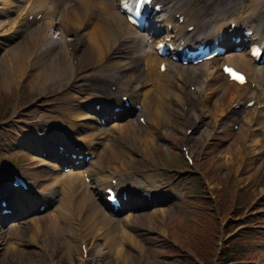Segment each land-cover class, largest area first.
Here are the masks:
<instances>
[{
	"label": "bare ground",
	"instance_id": "1",
	"mask_svg": "<svg viewBox=\"0 0 264 264\" xmlns=\"http://www.w3.org/2000/svg\"><path fill=\"white\" fill-rule=\"evenodd\" d=\"M28 1L34 5L28 12V16L34 15L32 22L28 23L27 16L21 28H15L16 30L2 38L0 43L6 44L7 41L14 39L15 35L24 33L23 31L29 35L25 47L22 42L13 46L9 73L2 85L9 88L16 82L18 76H23L26 81L33 77L32 88L41 91L50 87L59 89L61 94L64 86H68L75 91L62 94L63 97L58 100L60 102L71 100L76 102V106L70 108L61 104L51 110L53 115H39L34 122L35 130L40 132L38 138L25 140L24 134L19 133L8 141V147L16 150L13 151L14 154H23L32 162L34 157L29 148L36 146L39 153L46 152L48 158L58 163L55 168L48 164L41 166L35 164L24 170L21 175L18 172H11L9 175L0 172V201L3 200L14 212L11 215H3L4 208L0 205V246L5 240L1 226L9 220L18 218L22 214V208L26 213L33 212L37 202H42L38 204L37 209L45 205L46 211L55 201L57 206L53 208L50 221L44 227H40L34 221L30 223L29 231L33 233L29 243L38 241L39 237L42 238L44 235L52 233L58 235L60 231L65 230L70 237L66 243L68 250L75 248L74 237L71 235L73 232L89 237L98 233L100 229L105 234L112 235V241L115 237L119 241L118 229L124 228L122 227L125 225L124 222L127 224L141 218L165 216L166 209H157L141 215H134L131 212L144 210L156 202L166 201L164 191L157 193L160 188L156 184L159 173L154 169L147 170L145 161L156 147L154 136L161 135L162 127H166L172 121L174 106H177V110H181L182 107L183 111L180 114L182 117L185 115L186 107V113L188 115L191 113V105L185 101L183 94L186 93L185 85L189 82L196 83L198 78L202 82L195 89V93L201 92L203 97L218 95L211 86L221 81L223 85L218 89L219 92L222 90L221 97L228 100L227 102L239 97L245 99V102L257 98L259 101L248 110L257 113L255 127L242 128L238 135L243 139L238 137L237 142L245 143L244 140L248 136L255 137L256 129L264 137V110H258V107H264V66L258 68L253 59L248 58L247 53L242 56L247 59L244 60L243 68L226 62L246 75L248 83L240 86L229 82L221 71L218 72L217 64L214 66V63H211L205 69L189 66L176 69L169 60L160 58L154 50L158 43H164L166 39H170L171 43L176 45L181 41L198 45L194 43L221 40L222 43L231 46V38L239 36V28L242 26L247 31L253 30V35L250 39L243 38L241 43L246 46L250 43H260L264 46V0H153V6L162 5L163 8L160 13L151 17L152 24L143 34L127 23L122 24L120 13L114 12L116 8L118 9L119 0H80L68 11L60 10L64 0ZM11 7L9 5L6 10L0 12L7 19L6 27L0 23L2 34L13 29L7 12ZM41 13L43 17L35 22V16ZM55 15L60 17L56 23L53 22ZM180 17L183 18L182 23L179 22ZM44 21L47 23L40 25ZM231 23L235 24L233 31L230 28ZM54 24L60 28L59 34L55 37L52 31L50 32ZM226 24L229 25L228 28ZM169 25L171 30L168 29ZM189 26L195 27L192 32L187 33L185 30ZM149 46L151 50L148 49ZM111 56H115L117 61H110ZM162 62L167 68L164 77L159 71ZM140 63L149 67L145 77L128 76L127 73L138 68ZM80 69L84 71L85 78L81 77L80 81H76ZM96 73L98 76H95ZM140 78L142 82H139ZM99 80L102 82L100 86L93 82ZM147 80L152 83V90L143 94L141 90ZM251 83L254 84L253 89ZM111 87H115L114 92L111 91ZM120 93L123 94L119 96ZM122 96L128 97L133 113L140 114L139 117L143 116L142 114L147 117L146 126L139 125L140 131L137 134L130 129L129 123L118 124L112 128L113 132H106L100 122L104 119V124H107L114 116L119 120L129 112V110H123L122 113L114 112L115 108H122ZM139 103L141 107L137 110L135 106ZM93 104L100 105L99 111L90 108ZM187 118L189 119L188 116ZM81 119L93 121L94 124L91 126L89 123H78ZM245 123L252 125V121ZM84 128H90L94 132L80 138L65 137L68 133L78 134ZM229 133L232 134L228 131ZM193 134L187 138L188 142ZM102 140H107L103 147L108 154L104 164H99L96 147ZM129 140L136 145V152L142 153L144 160L140 164H137L128 152ZM253 140L254 138L250 139ZM260 142L259 139H255L252 143L257 148ZM56 145L64 146L65 151L62 154L54 151L53 147ZM76 147H84L82 155H95V159L89 163L85 160L79 161L78 167L87 165L83 172L68 170L59 174L63 168H69L65 166L75 167V160L70 156L78 154L75 152ZM67 154L68 157L65 156ZM189 155L193 159V156ZM38 162L40 161L33 163ZM14 175L27 182L28 192L9 185L14 180ZM86 178L90 181L88 184L85 182ZM112 180L116 181L115 187L111 183ZM207 184L211 185L210 179L207 180ZM109 188H113L117 195L126 194L127 200L122 201L121 205V210L127 208L131 210L126 219L121 218L122 216L118 218L109 215L111 208L104 194ZM210 188L213 189V185ZM151 189L153 194L149 201L146 195ZM142 190L146 191L144 195ZM20 226V223L14 224L8 232L14 238L15 245L23 247L25 237ZM137 242H133V247L143 253L144 245L141 246ZM20 253H22L20 248L10 246L4 253V258L7 260ZM128 257V255L124 257L126 263Z\"/></svg>",
	"mask_w": 264,
	"mask_h": 264
},
{
	"label": "rangeland",
	"instance_id": "2",
	"mask_svg": "<svg viewBox=\"0 0 264 264\" xmlns=\"http://www.w3.org/2000/svg\"><path fill=\"white\" fill-rule=\"evenodd\" d=\"M79 1L64 0L60 10L68 11ZM9 5L12 7L7 12L13 29L4 34L0 33V43L2 38L13 30L21 28L28 12L34 7L28 0H0V12L6 10ZM114 12L116 13V10ZM59 18V15H55L53 22H58ZM121 20L122 24L126 25L124 19ZM0 23L4 26L7 23V19L2 15ZM45 23L47 21L40 25ZM23 32L15 35V38L6 44H0V172L8 175L11 172H18L21 175L24 170L35 164L38 166L48 164L55 168V161L47 158L45 153H39L36 146H30L29 149L34 157L33 162H40L33 163L23 154H14L13 151L16 150L8 147L7 143L19 133L24 134L25 140L40 135L34 128V122L39 115H53L51 110L61 104L70 108L76 106V102L71 100L62 102L58 100L63 97L62 94L75 91L68 86H64L61 94L59 89L50 87L41 91L32 88L33 77L26 81L25 77L18 76L11 87H3L4 79L9 73L13 46L21 42L24 47L26 45L25 41L29 35ZM50 32L54 37L57 36L60 32L59 26L52 25ZM148 49L151 50V47ZM242 56L230 53L224 60L214 62L213 65L217 64L218 72L225 62L241 68L244 60H247ZM109 60L116 58L111 56ZM142 64L127 75L145 77L147 67L145 65V70ZM199 67L205 69L208 65ZM77 76L76 81H80L81 77L85 78L84 71L80 69ZM95 76H98V73ZM149 81L143 85L141 90L143 94L152 90V83ZM139 82H142V78ZM201 82L198 78L196 83L189 82L185 85L186 93L183 97L191 105V113L182 117L180 116L182 107L181 110H177V106H174L172 121L166 127H162L161 135L154 136L156 147L145 161L147 170L154 169L159 173L156 184L160 188L157 193L164 191L166 201L153 203L137 212L126 209L120 214L121 218L126 219L130 212L141 215L157 209H166L165 216L141 218L127 224L124 222L125 225L122 226L124 228L118 229L119 241L116 237L112 241V235L105 234L100 229L98 233L89 237L73 232L71 235L74 237L75 248L68 250L66 243L70 237L65 230L60 231L58 235L55 233L44 235L42 238L39 237L38 241L29 243L33 233L29 231L30 223L34 221L40 227H44L50 221L53 208L57 206L55 201L47 211L39 213L37 206L42 202H37L33 212L26 213L22 208V214L18 218L9 220L1 226L5 240L0 246V264H221V261L225 263L227 258H231L233 264H264V137L258 132L254 133L255 137H250L251 140L254 138L261 141L257 148L252 143L254 140L249 139L244 145L237 142L238 137L243 139L238 135L242 128L255 127L257 113L248 112V109L241 111L242 103L245 101L242 97L234 98L231 102L223 99L221 97L223 92L222 90L219 92L218 89L223 85L221 81L211 86L218 95L203 97L201 92L195 93L193 89H197ZM235 106H239L240 109L235 110ZM137 118L138 115L130 112L122 119H111L103 128L106 132H113L112 128L118 124L129 123L130 129L137 134L140 131ZM246 121H252V125L245 123ZM78 123H89L91 126L94 124L93 121L84 119ZM233 126H238V129H233ZM187 130L191 134L194 133L189 142L184 137ZM228 131L232 134H228ZM90 132L94 131L84 128L78 134L68 133L65 137L80 138ZM100 142L96 147V153L99 154V164H104L108 153L103 145L107 140ZM127 147L137 164L143 162L142 153L136 152L137 148L132 140L128 141ZM184 147L193 156L192 166L183 157ZM83 151L82 148L80 154ZM79 158H82V155H79ZM84 168L86 167L78 170ZM184 170L187 172L183 173ZM61 173L63 171L59 172ZM138 176L140 177V174ZM208 179L217 189L210 188L211 185L207 184ZM142 193L144 195L146 191L142 190ZM171 194L177 198H173ZM17 223H20L23 229L25 237L23 247L16 246L14 238L8 232ZM133 242L144 245L143 253L133 247ZM82 243L87 245L85 255L80 248ZM10 246L20 248L22 253L6 260L4 253ZM223 248H227V251L222 257L220 252H224ZM126 255L129 256L126 258L129 259L128 263L124 259Z\"/></svg>",
	"mask_w": 264,
	"mask_h": 264
},
{
	"label": "trees",
	"instance_id": "3",
	"mask_svg": "<svg viewBox=\"0 0 264 264\" xmlns=\"http://www.w3.org/2000/svg\"><path fill=\"white\" fill-rule=\"evenodd\" d=\"M227 250H225L223 253H222V257H223V254L226 252ZM224 256H227V255H224ZM229 263H233V260L231 258H227V260H225V263L221 261V264H229Z\"/></svg>",
	"mask_w": 264,
	"mask_h": 264
},
{
	"label": "snow or ice",
	"instance_id": "4",
	"mask_svg": "<svg viewBox=\"0 0 264 264\" xmlns=\"http://www.w3.org/2000/svg\"><path fill=\"white\" fill-rule=\"evenodd\" d=\"M236 79H240V80H242V77L237 76Z\"/></svg>",
	"mask_w": 264,
	"mask_h": 264
}]
</instances>
